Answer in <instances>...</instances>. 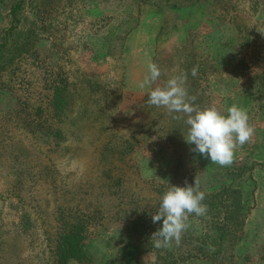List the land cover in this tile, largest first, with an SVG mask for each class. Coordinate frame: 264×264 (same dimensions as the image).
<instances>
[{"label": "rangeland", "instance_id": "rangeland-1", "mask_svg": "<svg viewBox=\"0 0 264 264\" xmlns=\"http://www.w3.org/2000/svg\"><path fill=\"white\" fill-rule=\"evenodd\" d=\"M17 1L0 0V37ZM260 32L264 0H25L0 62V264H52L59 207L86 223L88 256L79 264L116 256L129 209L145 211L149 220L143 264H208L189 239L202 236L204 220L189 216L177 246L182 253L172 260L155 247L152 211L170 185L194 187L198 178L199 190L214 194L234 169L192 151L182 113L147 104L150 88L138 85L149 60L162 73L153 88L186 73L185 87L199 107L215 105L225 115L233 104L247 110L255 132L237 146L235 167L254 165V185L238 194L244 199L251 191V202L243 240L233 238L219 263L264 264ZM55 86L71 96L62 120L52 110ZM249 87L253 104L246 106ZM240 180L233 187L247 185V178Z\"/></svg>", "mask_w": 264, "mask_h": 264}, {"label": "trees", "instance_id": "trees-1", "mask_svg": "<svg viewBox=\"0 0 264 264\" xmlns=\"http://www.w3.org/2000/svg\"><path fill=\"white\" fill-rule=\"evenodd\" d=\"M24 4L25 0H18L9 8L10 26L4 35L0 37V62L3 60L1 55L4 53L3 48L5 47L9 36L14 32L17 25L19 24V14L24 8ZM204 6L205 3L198 6L196 10L203 11ZM172 8L180 9L182 7L174 4L172 5ZM103 41L104 44H109L111 42L109 37H106V39H103ZM108 51V55L110 54V56H113V51L110 49H108ZM191 64L192 63L189 61L187 62V70L191 69ZM243 65L244 64L242 63V66ZM197 66L199 68L201 65L197 64ZM252 91L253 88L249 87L242 95L243 105L247 106L249 104H253ZM51 104L54 115L58 117L59 120H62L63 115L66 114V111L71 107V96L67 93V89L58 91V87L55 86L53 91V101ZM195 105L199 106L198 101L195 102ZM237 160L238 151L235 149L232 164L223 167L226 170L234 169V171L227 173V175L231 176L232 178L226 180L227 182H220L216 193L209 195L205 194V199L202 203L207 205L208 211L204 216L198 217L193 214L194 217L204 220L203 223L205 228L202 236L199 239H194L191 236L189 239L196 242L198 247L197 249L195 247V250L201 254V259L204 258L208 264H220L219 260L222 261V258H225V254L229 249V243H234L236 236H238L239 239L242 238V240L244 237V220L249 210L248 204L251 202L252 195L251 191L249 192L247 189H250V187L254 185L252 175L249 171L254 169V165L252 164L245 168H237L235 167ZM246 172H248L247 176L245 175ZM243 176L244 179L247 178V185H244V183L241 182L242 184L240 183V187H233L236 179L241 181L240 178H243ZM244 186H246L247 189L245 188V190H247V192L245 191V198L241 199V197H238V194L240 188H243ZM60 208L61 207L57 208L59 212L56 214L58 236L54 244L55 255L52 264H70L72 262L79 264L81 260L87 258L88 256V253L85 251L83 245L86 223L82 219L75 221L74 216H67L65 214V209ZM157 211V209H154L152 211V215H155ZM69 218H72L71 222L69 221ZM125 220L126 224L120 233L118 247L115 252L116 256L113 258H107L108 260H106L104 264H109L108 262L113 259L114 261L118 260L116 262H119V264H143L141 259L143 254L141 251L143 250H141V245L143 238L146 240V233L149 231L145 227V225L147 226V222H149V220L146 219V212L143 211V213L140 214L132 212L131 209H129L127 211ZM152 221L153 220L150 222ZM154 224H156V227H154V232H156L162 227L163 220ZM235 244L238 245L237 242ZM163 250L166 252V256L172 260H177V254L179 252L182 253L177 249L176 243H173L171 247H163ZM232 256L233 255L231 254L230 258H232Z\"/></svg>", "mask_w": 264, "mask_h": 264}, {"label": "clouds", "instance_id": "clouds-1", "mask_svg": "<svg viewBox=\"0 0 264 264\" xmlns=\"http://www.w3.org/2000/svg\"><path fill=\"white\" fill-rule=\"evenodd\" d=\"M260 33L264 35V32ZM197 73L198 66H194L191 75L195 77ZM161 74L159 66L149 60L147 74L138 85L141 89L150 88L147 104L165 108L169 115L182 113L188 126L186 141L195 145L192 151L210 158L212 164L231 165L237 146L249 142L255 132L247 110L233 104L225 115L215 105L203 108L195 105L197 97L190 96L185 87L186 73L174 75L163 86L153 88ZM183 117L173 116L174 119ZM204 199L205 193L199 190L198 178L194 187L170 185L161 197L158 211L152 216L153 223L163 220L162 227L152 237L155 247H171L173 241L178 246L182 233L189 227V216L195 214L199 217L207 213V205L202 203Z\"/></svg>", "mask_w": 264, "mask_h": 264}]
</instances>
